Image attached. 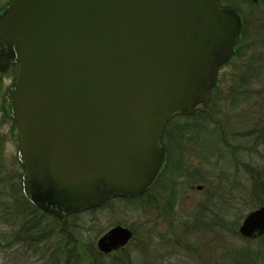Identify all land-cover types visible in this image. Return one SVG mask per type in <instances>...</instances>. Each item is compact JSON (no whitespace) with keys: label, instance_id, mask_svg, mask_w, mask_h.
Here are the masks:
<instances>
[{"label":"water","instance_id":"water-1","mask_svg":"<svg viewBox=\"0 0 264 264\" xmlns=\"http://www.w3.org/2000/svg\"><path fill=\"white\" fill-rule=\"evenodd\" d=\"M243 23L217 0H12L0 11L2 95L19 134L24 196L64 217L145 193L161 173L164 125L205 111ZM239 234H264V204ZM132 231L97 241L110 253Z\"/></svg>","mask_w":264,"mask_h":264},{"label":"rangeland","instance_id":"rangeland-1","mask_svg":"<svg viewBox=\"0 0 264 264\" xmlns=\"http://www.w3.org/2000/svg\"><path fill=\"white\" fill-rule=\"evenodd\" d=\"M230 1L242 16L243 37L239 51L219 68L209 105L212 120L174 117L163 127L182 128L192 120L188 129L201 143L187 137L184 147L172 146L169 165L144 197L77 212L76 237L88 245L76 251L83 264H91L92 253L103 254V264L123 259L124 264H233L235 249L264 247V234L249 239L238 232L243 217L264 204V138L259 136L264 135V0ZM14 75L15 70L0 73V264H54L44 248L34 256L21 244L4 243L13 230L6 221L9 211L17 216V208L29 210L20 196L17 127L1 108L2 92ZM115 225L133 236L122 248L99 251L98 238ZM47 241L52 246L58 238Z\"/></svg>","mask_w":264,"mask_h":264},{"label":"flooded vegetation","instance_id":"flooded-vegetation-1","mask_svg":"<svg viewBox=\"0 0 264 264\" xmlns=\"http://www.w3.org/2000/svg\"><path fill=\"white\" fill-rule=\"evenodd\" d=\"M11 1L12 0H6L2 4H0V11L4 9ZM217 1L221 7H231L235 9L233 4L231 3L232 1L230 0L228 1L217 0ZM250 1L256 3L258 0H250ZM242 37H243V34L241 36L239 45L237 46L233 55L239 51L241 42H242ZM10 70H15V75H14L13 80L9 84H7L4 87V89L8 85L12 84L13 81L15 80L17 72H18V63L9 64L6 67V69L4 71H0V73H4ZM2 95H3V92H2ZM1 108H2V112L4 116L10 119L9 117L5 115L3 111L2 96H1ZM207 116L208 118H210V120H212V115L210 114V112H207ZM192 133H193L192 129L189 130L188 128L187 129L186 128L185 129L184 128H179V129L178 128H168V129L163 128L159 141L162 147L165 149L166 154H167L166 159H165V164H164V167L161 173L159 174V176L157 177L153 185L146 192H148L149 190L157 186L156 183L160 180L167 165H169L170 163L169 160L171 156L170 148L172 146H176L177 148L184 147L185 145L183 144V142L185 140H188L187 137L189 138L193 137L192 140L197 137L196 140L199 143H201L202 141L201 136H199V134H192ZM18 142H19V134H18ZM18 147H19V143H18ZM17 159H18V155H17ZM180 165L181 163L177 165L178 170L181 169L179 167ZM23 173H24V169H23ZM23 173L20 176V182H19L20 196L26 201V204L30 211L27 209H24L22 210V213H20L19 209L17 208L16 209L17 214H18L17 216L15 214H12L11 210L9 211L6 217V221L8 224L12 226L13 230L8 232V234L10 235V238L9 240H6L4 243L6 244L8 248H14L15 245L21 244L22 247H25L28 250H31L34 256H36L38 251H42L43 253V249L41 248H44L45 250L44 255L48 254L49 260H52L54 264L56 263L62 264L64 261H66L67 252H68L67 250H70V259H71V262L73 263L76 258V250L78 249V247L79 246L84 247V248L88 247V245L85 244L84 242H79L76 237L75 218H76L77 212H72V213L65 215L64 217H60L52 213H48L36 207L35 205H33L23 194V189H22ZM45 224H47L48 226ZM49 224H51V226ZM47 233H49V235H46ZM58 233H61V234H58ZM132 236H133V231H132ZM57 238H58V241L55 242V244H52V246L48 244V241L45 244V239L54 240ZM37 258L40 261L42 258H45V256L44 257L37 256Z\"/></svg>","mask_w":264,"mask_h":264},{"label":"trees","instance_id":"trees-1","mask_svg":"<svg viewBox=\"0 0 264 264\" xmlns=\"http://www.w3.org/2000/svg\"><path fill=\"white\" fill-rule=\"evenodd\" d=\"M214 87H213V89L211 91L210 100L208 102L207 109L205 111L197 110L195 113H193L191 115H187V114L181 115L180 114V115H175L172 118L181 117V119H179V120H182V119H185V118L186 119H188V118L189 119H195L196 116L197 117L201 116V117H204V118L207 119L208 118L207 112H210V114L213 115L212 111L209 109V105L211 104L210 102H211V98H212V93H214ZM170 120L168 122H170ZM191 121L192 120H190L188 123H186L185 126L182 127V128H186L187 129L188 127H190V122ZM168 122L166 124H168ZM180 126L181 125H179V126L176 125V127H173V128H181ZM164 129H166V128H164ZM259 136L262 137V139L264 138V135H259ZM148 192H146L145 194H147ZM145 194H143L142 196H138V197H116V198H112V199L106 200L105 203L110 202V201L115 200V199H123V200H127V201H132V200L144 197ZM105 203L103 202L102 205H104ZM234 232L237 233L236 230H234ZM67 251H68L67 252V264H69L71 262L70 254H69L70 250H67ZM230 253H231V251L227 252V258L230 255ZM233 253L235 254V258L233 259L234 260L233 264H264V247H259L258 249L257 248L251 249L250 247H242V248L235 249L233 251ZM92 255H93V257H92L91 264H103V261L99 260V258L101 256H103V254L98 253V255H95V254L92 253ZM124 258L127 259V257H124ZM123 260H122L121 264H124ZM75 261H76V264H83L82 263V255H81V260H79V254H78V259H77V253H76ZM56 264H58V263H56Z\"/></svg>","mask_w":264,"mask_h":264}]
</instances>
